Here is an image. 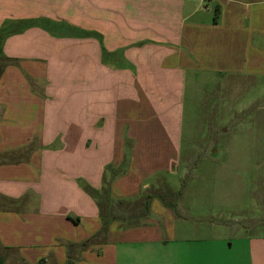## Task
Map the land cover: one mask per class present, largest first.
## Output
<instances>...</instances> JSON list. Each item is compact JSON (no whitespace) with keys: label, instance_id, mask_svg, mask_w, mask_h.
I'll return each instance as SVG.
<instances>
[{"label":"crops","instance_id":"crops-1","mask_svg":"<svg viewBox=\"0 0 264 264\" xmlns=\"http://www.w3.org/2000/svg\"><path fill=\"white\" fill-rule=\"evenodd\" d=\"M251 2L0 0L5 264H176L174 204L154 197L140 223L112 220L104 240L97 198L84 185L96 193L109 185L115 199L135 202L159 184L171 189L169 174L182 178L185 75L216 59L205 46L217 30L228 41L233 31L244 37L247 68L255 60L263 69L253 37L264 36V9L248 25L239 16ZM210 3L221 6L217 18L203 11ZM65 88L74 94L62 104ZM179 232L186 240L190 228ZM198 250L180 264H201Z\"/></svg>","mask_w":264,"mask_h":264},{"label":"rangeland","instance_id":"rangeland-1","mask_svg":"<svg viewBox=\"0 0 264 264\" xmlns=\"http://www.w3.org/2000/svg\"><path fill=\"white\" fill-rule=\"evenodd\" d=\"M209 6L203 11L213 17L217 5ZM245 9L239 16L248 25L249 14L264 9V0H252ZM257 21L264 27V19ZM235 34L233 31V40L228 41L225 32L217 30L214 43L205 46V51L215 53L216 59L205 61L209 66L196 75L186 72L183 115L190 136L184 138L179 169L182 178L176 173L162 179L176 191L159 184V188L145 193L158 191L174 204L178 232L171 243L177 254L176 264L181 263L187 249L195 258L199 249L201 264L264 261V66L261 69L262 65L254 60L247 68L246 39ZM253 40L263 44L264 54V36L255 35ZM230 54H236L237 59L230 58ZM62 81L60 87H67L66 80ZM80 91L83 87L75 94ZM71 94L67 88L61 90V103L68 102ZM124 205L115 202L113 207L122 210ZM185 224L190 232L183 240L179 230Z\"/></svg>","mask_w":264,"mask_h":264},{"label":"trees","instance_id":"trees-1","mask_svg":"<svg viewBox=\"0 0 264 264\" xmlns=\"http://www.w3.org/2000/svg\"><path fill=\"white\" fill-rule=\"evenodd\" d=\"M220 13V7L219 5L215 8V17L219 16ZM1 38H0V47H1ZM109 186V185H108ZM106 186V188L103 190V194L98 196V193L96 191L92 190L89 185H84L85 189L90 191L95 195L97 198V203L100 208V216L102 219V226L101 230L97 235H104L107 234L110 222L112 220H121L125 222L127 225H135L140 223L148 214H149V208L150 203L154 197H159L162 200H165L164 196L162 194H158L157 191L148 192L147 194L143 195L138 201L130 202L125 200H119L115 199L112 194L110 188ZM170 190V189H169ZM117 202L119 204H125L123 207H125L122 210H115L113 207V204ZM96 236H93V238H90L89 240H85L81 244L76 245V248H81L82 246H89L91 239L93 240ZM0 264H5V260L3 255L0 253Z\"/></svg>","mask_w":264,"mask_h":264}]
</instances>
